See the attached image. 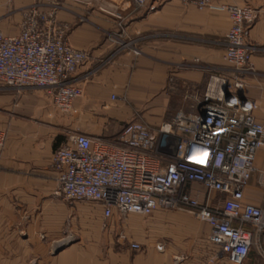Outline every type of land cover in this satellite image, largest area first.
<instances>
[{
    "label": "crops",
    "instance_id": "0c3cea01",
    "mask_svg": "<svg viewBox=\"0 0 264 264\" xmlns=\"http://www.w3.org/2000/svg\"><path fill=\"white\" fill-rule=\"evenodd\" d=\"M213 1L261 9L249 39L264 44V0ZM34 5L42 9L55 7L59 22L66 28L68 41L89 52V59L76 73L83 94L67 113L69 122L64 123L91 136L116 139L132 118L131 105L137 102L164 105L156 111L160 113L164 108L167 110L172 101L198 105L205 92L203 72L196 66L179 71L180 84L173 91V61L202 59L211 64L226 63V36L232 24L226 11L201 10L184 0H146L142 6H137L135 0H0V27L4 33L18 34L25 12ZM118 23L125 25L123 33L117 29ZM130 37L138 39L140 50L124 51L109 59L118 41ZM253 62V71L243 78L240 94L254 103L256 117L262 121L264 55L256 54ZM46 93L40 96L22 93L0 83V128L7 132L0 157V233H3L0 257L5 264L26 263L27 241L13 234L38 232L45 225L52 227L59 219V202L52 198L57 186L52 158L63 143L59 134L64 123L59 120L61 111ZM49 103L58 116H54ZM151 110L157 107L152 105ZM177 110L178 107L173 111ZM177 112L166 121L172 120ZM44 117L57 124L58 131L48 129L42 121ZM108 120H117L123 125L114 131L106 126ZM161 122L145 123L158 126ZM256 166L257 171L245 188L244 202L261 205L264 188L259 184V174L264 172V145L257 153ZM31 200L36 204V212L39 211L36 216L41 221L35 219L29 225L26 215ZM97 205L96 216L101 219L103 207ZM164 211L156 210L143 225V220L136 216L127 219L126 229L133 240L140 241V251L96 234V241L68 251L52 264H176L174 255L186 257L180 264H230L209 242L211 228L207 223L186 212ZM118 216L115 211L112 217L118 219ZM100 219L92 224L93 229H99ZM148 227L152 231L145 234ZM161 228L165 247L162 251L156 247ZM17 248L19 252L15 255Z\"/></svg>",
    "mask_w": 264,
    "mask_h": 264
},
{
    "label": "built area",
    "instance_id": "2783aa9c",
    "mask_svg": "<svg viewBox=\"0 0 264 264\" xmlns=\"http://www.w3.org/2000/svg\"><path fill=\"white\" fill-rule=\"evenodd\" d=\"M135 1L137 6L145 3ZM184 1L230 15L224 59L238 73L253 71L251 60L259 47L248 42V27L259 19L260 9L213 0ZM89 57L88 51L68 41L55 7H29L16 35H6L0 27V83L18 91L43 89L62 112L72 111L83 94L76 73ZM241 86L212 75L198 105L158 126L133 119L116 139L72 133L53 154L54 195L99 204L105 219L115 211L143 216L161 209L188 211L210 226L209 242L230 264H248L252 249L264 258V203L244 202L264 145V120L257 119L254 103L241 96ZM6 141L7 132L0 128V157ZM259 184L264 188V172ZM119 239L134 251L142 249L124 232ZM156 247L165 248L163 242ZM185 258L173 256L176 264Z\"/></svg>",
    "mask_w": 264,
    "mask_h": 264
},
{
    "label": "rangeland",
    "instance_id": "374dc122",
    "mask_svg": "<svg viewBox=\"0 0 264 264\" xmlns=\"http://www.w3.org/2000/svg\"><path fill=\"white\" fill-rule=\"evenodd\" d=\"M146 2V0H145ZM145 4V3H144ZM259 9V8H258ZM261 16V9H260V15L259 18ZM258 21V19H257ZM256 21V22H257ZM255 22V23H256ZM254 23V24H255ZM251 25L248 28V36H247V40L249 43L254 44L256 46L259 47V51H257L253 57L256 54H261L264 55V44H258V43H254L251 42L249 37H250V31L251 28L254 26ZM117 29L120 28L121 33H123L126 29L124 24H120L118 23ZM131 43V45L129 47H122L121 44L122 43ZM138 39L135 37H130L127 38L126 40H120L118 41V44L116 45V47L113 49V51L110 54L111 56H116L118 54H120L121 52L124 51H128V50H140L139 46H138ZM121 46V47H120ZM122 49V50H121ZM253 57L251 62L254 65L253 62ZM199 67V69L203 72L204 74V81H205V90L207 87V84L209 82V79L212 75H222L225 80L228 83H231L232 85L235 84V82H240L242 83L241 88L244 85V80L243 78L247 75V73H238V71L236 70V68L226 62V63H221L220 64H211L208 63L205 60L202 59H193V60H183V61H173L172 63V70H171V85L173 88V91H175L174 89H177V87H179L180 81L178 80V72L179 71H184V70H188L190 69V67ZM13 89V88H11ZM15 91H18L17 89H14ZM45 90L43 89H38V88H30V89H23L21 91L18 92H22V93H29V94H35L36 96H40L42 95V93ZM46 95L51 98L49 96V94L46 93ZM155 106L157 107V110H151V107ZM160 106H164V105H159V104H152V103H135L131 105L132 108V118L131 119H135V120H140V121H145V122H149L152 125H157L158 123H160L161 121H166L168 120V118H170L172 116V114L174 115L178 110H186V111H190L192 110L193 104L190 102L187 103H175V101H172V103L166 108H164L160 113V112H156V111H160L158 110L160 108ZM51 107L50 110H52L54 116H58L57 111H55L54 108H52V106L49 103V106ZM178 107V110L176 112H174L173 110H175V108ZM58 109V108H57ZM56 109V110H57ZM169 109V110H168ZM49 110V109H48ZM47 110V111H48ZM60 111V109H58ZM58 111V112H59ZM174 113H172V112ZM49 112V111H48ZM61 117L59 120H61L60 122L64 123V122H69L70 117L67 115V113L65 112H59ZM179 112H177L178 114ZM165 114V115H164ZM162 116L165 118L162 119ZM47 117H51L50 115ZM44 117V119L42 120L45 123V126L47 127L48 125V129H51V131H58V127L57 124H53L52 121L47 118ZM148 120H146V118ZM167 117V118H166ZM129 119V120H131ZM56 121H58L57 119H55ZM59 122V121H58ZM161 122V123H162ZM57 123V122H56ZM123 123L117 121V120H108L106 122V126L109 128L108 129H114V131L116 130H120L122 127ZM62 129H61V137L59 136V138L62 139L63 143L61 144V146L67 144L69 136L72 133L75 132H81L78 129L75 128H70V126H68V124L65 125L61 124ZM154 127V126H153ZM60 146V147H61ZM202 189V188H200ZM203 192V191H202ZM53 201H57L59 202V219L58 221L55 220L53 222L52 227H47L44 223V219H43V223H44V229L38 232H31V231H27V232H17L15 235L19 240H23V241H27V259H26V263L25 264H52L53 261L55 259H59L61 256L65 255L68 251L72 250V249H76V248H83L87 243H91L96 241V239L98 238V236H96V234L101 235L103 238H108V239H113L115 241V243H117V245H125V246H129L127 242H122L119 241V234L121 232L126 233L127 235H129V237L131 236L130 233L127 231L126 229V225H127V219H130V217L132 216H136L137 218L143 220L142 221V225L146 222H148V218L151 216H143V215H139L136 213H130V214H125V215H121L118 216L120 218H116V217H111L108 219H105L104 216L100 219L97 218L96 216V211L98 210V205L96 203H93L91 201L88 200H65L62 197H57L56 195H53ZM30 203L28 204L29 207V211L27 213V220H28V224H32L35 222V219H38V217L36 216V204L33 202V200L29 201ZM164 211V210H163ZM167 211H182V210H165L164 212ZM182 212H186L189 213L191 215H193L192 213L188 212V211H182ZM194 216V215H193ZM196 217V216H195ZM197 218V217H196ZM96 219H100L99 220V229H93L92 224L96 221ZM198 219V218H197ZM199 220V219H198ZM38 221H41L38 219ZM201 221V220H199ZM202 222V221H201ZM137 223H141L137 222ZM50 226V225H49ZM51 228V229H50ZM152 231V229H150V227L146 228V233L145 234H150ZM162 228L158 230V235L159 237V241L162 242V240H164L162 238ZM3 235V233H0V244L2 243L1 240V236ZM132 238V237H130ZM138 241V240H136ZM140 242V241H139ZM261 246L264 249V237H262L261 239ZM17 252L15 253V255L19 252V248H17L16 250ZM3 253V249L0 248V255H2ZM13 260H14V252H13V256H12ZM17 258V257H16ZM24 263V262H23ZM0 264H5L3 263L2 257H0ZM11 264H20L19 262H15V263H11ZM248 264H264V258H262L257 249H252L251 251V256L250 259L248 261Z\"/></svg>",
    "mask_w": 264,
    "mask_h": 264
},
{
    "label": "trees",
    "instance_id": "16d2710c",
    "mask_svg": "<svg viewBox=\"0 0 264 264\" xmlns=\"http://www.w3.org/2000/svg\"><path fill=\"white\" fill-rule=\"evenodd\" d=\"M262 237H264V232H263V235H262Z\"/></svg>",
    "mask_w": 264,
    "mask_h": 264
}]
</instances>
